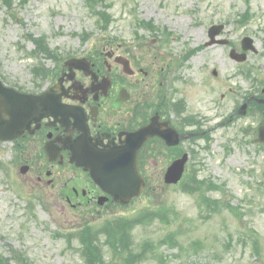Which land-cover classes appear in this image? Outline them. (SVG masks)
<instances>
[{"label": "rangeland", "instance_id": "obj_1", "mask_svg": "<svg viewBox=\"0 0 264 264\" xmlns=\"http://www.w3.org/2000/svg\"><path fill=\"white\" fill-rule=\"evenodd\" d=\"M105 1L110 4L108 12L111 16L106 31L96 26L98 17L83 0H12L9 9L1 4L0 79L29 92H38L46 85L45 81H33L30 68L42 63L53 69L55 61L41 53L32 55L35 44L27 35L43 36L48 46L56 49L62 57L85 55L105 41L117 38L115 46L128 48L143 61L155 62L159 55L166 54L158 49L163 40L161 29L166 28L174 37L166 45L171 49L169 60L180 59L193 50L190 56H186L181 76L201 80L195 83L200 86L204 100L207 96L202 80L211 74L212 69L217 70V90L213 97L220 104V118L240 104L246 94L254 91L250 80L236 74L238 66L229 59L227 46L203 45L208 40L210 24L223 23L225 29L220 37H226L234 44H239L245 35L253 38L258 53H248L246 63L256 67L264 80V0ZM98 9H103V5L98 4ZM244 11L252 17L245 25L239 26L237 15ZM140 19L153 21L157 30L138 27L136 22ZM134 32L142 37L139 42L144 44V49L136 47ZM84 33L90 35L88 39L82 37ZM153 39L155 41L151 43ZM227 90L233 94L228 100L222 99ZM204 107L203 104V112ZM260 120V114L254 111L250 117H240L229 126L213 129L207 148L199 141L198 147H194L197 155L189 160V165L197 169L199 178L225 184L231 204L241 207L244 213L242 224L228 212L203 218L202 212L195 207L193 196L182 194L177 188H162L163 182L155 177L152 185L168 204L175 207L178 217L168 227L158 222L137 227L133 232L134 239L136 242L145 237L155 239L174 231L182 249L168 250L162 246L159 252L169 258L168 262L155 258L141 264H264V147L252 142L253 132L247 136L240 131L249 124L257 127ZM13 154L10 143L0 144V162L12 171L26 192L13 188L5 170L0 167V253L8 254L9 248H13L36 264H84L78 254L76 238H72L71 246L67 247L62 237L55 236L56 232L81 227L80 215L58 197L56 189L44 187L40 194L36 193L37 185L18 172L19 166L11 164ZM154 170L158 171L157 168ZM13 175V182L22 186ZM30 193L41 196L40 200L37 196L34 198L31 212L27 209ZM210 194L216 198L221 196L219 192ZM146 204L145 198L139 197L133 209L138 210ZM129 212L131 210L125 214ZM247 229L253 230L251 235L255 234L258 239L259 259L252 251ZM195 242L200 246L195 247L197 253L192 252Z\"/></svg>", "mask_w": 264, "mask_h": 264}, {"label": "flooded vegetation", "instance_id": "obj_2", "mask_svg": "<svg viewBox=\"0 0 264 264\" xmlns=\"http://www.w3.org/2000/svg\"><path fill=\"white\" fill-rule=\"evenodd\" d=\"M112 49V46H102L97 52L99 55L95 52L86 55L95 76L76 70L67 77L66 69L61 66L58 77L47 84L59 83L61 115L41 120L33 133H25L13 142L18 148L19 163L28 167L37 184L54 188L57 181L54 169L61 163L62 174L69 177L59 186V195L71 198L72 206H90L96 213L102 206L100 199H104L105 209L111 210L116 204L87 171L69 162V158L80 154L90 157L94 153L90 159L96 162L98 155L109 149L122 159L130 153L132 134L153 123L158 134L146 138L137 153V165L144 171L148 167H160L153 173L163 178L165 168L191 149L198 138L210 140L206 134L212 131L214 120L219 125L218 103L209 99L208 112L203 114L198 85L182 79L179 67L173 72L169 64L157 70L155 63L130 61L132 75L128 76L115 63L118 50ZM205 81L206 94L211 95L214 89L208 81L217 83V79ZM166 127L180 135L195 133V136L171 147L161 135ZM48 142L61 150L54 162L44 152Z\"/></svg>", "mask_w": 264, "mask_h": 264}, {"label": "trees", "instance_id": "obj_3", "mask_svg": "<svg viewBox=\"0 0 264 264\" xmlns=\"http://www.w3.org/2000/svg\"><path fill=\"white\" fill-rule=\"evenodd\" d=\"M90 5H92V3H90ZM34 72L36 74L37 69H34ZM192 182L189 189H187L188 192L197 191L199 204L201 206L204 205L210 212H215V209L218 208L216 201L207 198L204 193L205 187L209 189L215 188L214 185L196 180ZM171 214V208L160 204L144 208L133 218L121 219L115 224L107 222L108 226H105V228L100 231L105 235L103 242H100L98 235L92 229L88 228L81 230L78 234V239L81 244V256L85 264H104L106 263L105 256L107 254L109 255L108 262L110 264H137L147 257V251L151 253L149 256H154V251L156 255V248L161 244H167L170 247H179L178 242L173 239V237L167 236L158 240L146 238V240L140 243L139 247L135 248L134 241L131 238V230L136 225H149L156 219L163 224H168ZM172 216H175V214ZM104 248L107 249V252L104 251ZM17 255L18 254H15L14 257ZM158 257L161 259H163V257L165 258L162 254H159ZM17 258L19 264H31L21 256H17ZM0 264H9V259L0 257Z\"/></svg>", "mask_w": 264, "mask_h": 264}, {"label": "water", "instance_id": "obj_4", "mask_svg": "<svg viewBox=\"0 0 264 264\" xmlns=\"http://www.w3.org/2000/svg\"><path fill=\"white\" fill-rule=\"evenodd\" d=\"M221 29L222 26L213 27L211 36L217 34ZM247 40L245 39V42ZM244 48H246L245 45ZM54 101V96L51 95L50 91L40 96L19 95L12 90L3 88L0 84V138L14 137L10 127L13 126L16 119L20 120L29 117L28 124H30L44 116L47 111H50L53 108ZM3 114H7L9 119H2ZM259 140L264 141V127L259 128ZM141 185L139 181L138 187L135 188L133 194L140 190ZM129 197L117 195V198L122 201L128 200Z\"/></svg>", "mask_w": 264, "mask_h": 264}]
</instances>
